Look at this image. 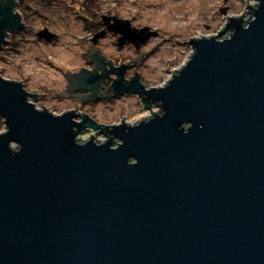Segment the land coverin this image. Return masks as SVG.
<instances>
[{
  "label": "water",
  "instance_id": "water-1",
  "mask_svg": "<svg viewBox=\"0 0 264 264\" xmlns=\"http://www.w3.org/2000/svg\"><path fill=\"white\" fill-rule=\"evenodd\" d=\"M256 1L247 18L233 12L223 32L192 40L163 86L115 70V96L137 94L150 110L134 123L76 122L75 111L38 108L22 83L0 75V264H264V0ZM13 4L0 2V50L7 31L23 27ZM109 20L120 46L157 34ZM69 77L71 89L97 98V70ZM89 129L105 140L80 139Z\"/></svg>",
  "mask_w": 264,
  "mask_h": 264
},
{
  "label": "rangeland",
  "instance_id": "rangeland-1",
  "mask_svg": "<svg viewBox=\"0 0 264 264\" xmlns=\"http://www.w3.org/2000/svg\"><path fill=\"white\" fill-rule=\"evenodd\" d=\"M42 1L37 4L32 2L31 9H23L28 29L13 35L0 52V73L6 78L22 82L29 91L36 92L39 100L31 101L38 108H45L53 113L75 106L74 101H59L55 96L66 86V72L87 67L85 52L90 48H99L116 63L137 60L145 85L149 88L160 87L166 84L170 74L177 72L178 66L185 63L193 52V46L184 41L218 33V29L227 24L225 14L222 16L219 11L221 0ZM81 1L89 2L90 8L82 9ZM233 2L236 7L234 13L240 16L245 14L246 6L256 3L255 0ZM95 12L117 14L124 20H130L134 27H149L150 32L156 30L160 35L147 41L139 51L131 47L121 49L120 34L99 38L96 43L93 32L97 27L92 25L100 20L93 15ZM84 15L86 19L83 18ZM108 22L113 24L114 21L108 19ZM205 23L213 25V29L206 28ZM45 27L53 31L56 37H43L46 41H37L39 39L36 33ZM111 77L114 78V75ZM107 79L110 82L111 79ZM86 106H89L87 110L91 114L108 122L115 120L134 123L137 119L150 115V110L142 107L141 98L137 94ZM0 119V127L3 128L1 133L5 131L6 125ZM85 137L87 138L86 135Z\"/></svg>",
  "mask_w": 264,
  "mask_h": 264
},
{
  "label": "flooded vegetation",
  "instance_id": "flooded-vegetation-1",
  "mask_svg": "<svg viewBox=\"0 0 264 264\" xmlns=\"http://www.w3.org/2000/svg\"><path fill=\"white\" fill-rule=\"evenodd\" d=\"M41 1L42 0H14V4L12 6V11L15 14L20 16L21 21L23 23V27L18 29V30H15L14 32L7 31L8 37H7V43L6 44H8L11 41V37H13V35H16L18 33H21V31H24V30L28 29V25H27V22H26L27 21V16H26V12L23 9L30 8L32 6V2L33 3L35 2L37 4V3L41 2ZM43 1H45L46 3H51L53 0H43ZM0 2L2 4H4L5 0H0ZM32 8H33V6H32ZM81 8L84 9V10L85 9H89L90 8L89 2L85 3L83 1H81ZM235 8L236 7L234 5L233 0H221V4L219 5V11H220L222 16H224L223 14L226 15V17L228 19L227 23L229 22V20H230V18L232 16H235V14L233 13ZM34 10H36V9H34ZM93 15L98 16V19L100 20V21H98V22H96V23H94L92 25V26H96L97 27L94 30V32H93L94 36H96V39H95L96 43H98L97 40L99 38H102V39L103 38H107V37H109V36H111L113 34L114 35H119L116 32H114V31L109 29L110 26H111V24H110L111 22H108V19L111 18V17H117V18L124 19L123 17H121V16H119L117 14H111V13L109 14V13H102V12H99L98 14L95 12ZM83 18L86 19L87 18L86 15H84ZM204 25H205L206 28H210V30L213 29V25H209L207 23H205ZM226 25L224 27H220L218 29V33H215V35H218L221 32H223L225 27H226ZM134 26L135 25H133V27ZM43 31H46V32L48 31L49 34L54 35L53 38L56 37V34L53 31L48 29V27H45V28L39 30V32L36 33V35H37V37L39 39L37 41L44 40L43 37L41 36ZM154 32H156V30H154ZM156 33H157L156 36L150 37L149 39L146 40V42L149 41L151 38L157 37L158 35H160L159 31H157ZM146 35L147 34H145L144 36H146ZM202 36H213V35H202ZM202 36H200V37H202ZM119 37L121 38V35H119ZM194 39H197V38L195 37V38H192L191 40L188 41V43L191 46H193L191 44V41L194 40ZM44 41H46V40H44ZM146 42L144 44H141L139 47L137 46V44H134L133 42H126L123 46H120L119 44L118 45H119V47L121 49L126 48V47H131V48H135L137 51H139L138 49H140L141 46H143V45L145 46ZM184 43H187V42L184 41ZM6 44L3 45L2 49L0 50V52L4 50V47H5ZM94 48H96V49H94ZM94 48H93L94 50L92 48H90L88 52H85L87 63H88L87 67L81 68L78 71H74V73H71V72L67 73V79L68 80H67V83H66V86H65L64 90L59 92V93H57V95L55 96V98L58 99L59 101H63L62 99H68V100L74 101L75 102V106L74 107H70V108L68 107L69 108L68 110L63 111L61 113H56V112L55 113L56 114H62V113L67 112V111H75V121L76 122L83 121V118H84L83 116H90L96 122L101 123V124L114 125V124L122 123V122L115 121V120L114 121H110V122L103 121L97 115L91 114L87 110V107H89V106H86V105H93L95 103H100L101 104V103L106 102V101L112 102L114 100L121 99L122 97H124V95L116 97L115 94H114L115 90L113 89V85H114L115 80L119 79V76L115 72V70H117L121 66H125L126 67V70L124 71V77H123V79L126 82L130 83L131 80L137 74H139L140 75V82L145 85V83L143 82L142 72L138 68V64H137L138 61L137 60H133V61H127L125 63H123V62L116 63L113 60H111L110 58L106 57L105 54L102 53V51L99 48H97V47H94ZM94 56H99L101 59L104 60L103 63L101 64V67L99 66V68H98L97 64L90 59L91 57H94ZM103 66H104V69H102ZM82 70H89L90 72H94L95 70H97L99 72V74L101 76H103L102 80L99 82V85H98L97 98L94 99V100L90 99V96H92V94H93L92 90L71 89L72 82L70 80L69 74H73V75L78 76V74ZM106 72H109L108 76H104L106 74ZM112 74H115L114 78L111 77ZM107 78H110L111 80H110V83L108 85H105L107 83V81H109ZM26 91L29 94L32 95L31 99L39 100L38 99L39 98L38 94H34L33 92L29 91L28 89H26ZM126 95H130V94H126ZM88 134L89 135L93 134V135L96 136V138H101L102 137V136L99 135V131H97V130L89 129V132L87 133V135Z\"/></svg>",
  "mask_w": 264,
  "mask_h": 264
},
{
  "label": "built area",
  "instance_id": "built-area-1",
  "mask_svg": "<svg viewBox=\"0 0 264 264\" xmlns=\"http://www.w3.org/2000/svg\"><path fill=\"white\" fill-rule=\"evenodd\" d=\"M255 2L257 3V1L255 0ZM252 5H255V3L254 4H252ZM244 15H246V18L248 17V14H247V12H245V14ZM6 130V129H5ZM89 135V134H88ZM87 135V136H88ZM93 134H91V135H89L88 137H90V136H92ZM87 137V138H88ZM84 135L83 136H80V139H82V140H85V139H87ZM98 140L99 141H104L105 139H101V138H98Z\"/></svg>",
  "mask_w": 264,
  "mask_h": 264
},
{
  "label": "bare ground",
  "instance_id": "bare-ground-1",
  "mask_svg": "<svg viewBox=\"0 0 264 264\" xmlns=\"http://www.w3.org/2000/svg\"><path fill=\"white\" fill-rule=\"evenodd\" d=\"M0 75H1V73H0ZM1 76H2V78L6 79V80H10V81H15V82H17V83H21V82H19V81H17V80H11V79H9V78H6V77L3 76V75H1ZM3 124L5 125V122H3Z\"/></svg>",
  "mask_w": 264,
  "mask_h": 264
},
{
  "label": "trees",
  "instance_id": "trees-1",
  "mask_svg": "<svg viewBox=\"0 0 264 264\" xmlns=\"http://www.w3.org/2000/svg\"><path fill=\"white\" fill-rule=\"evenodd\" d=\"M23 85H24V84H23ZM153 108H155V106H153ZM0 120H1V119H0ZM3 122H4V121H3ZM3 122H2V123H3ZM2 129H3V128L0 127V131H1Z\"/></svg>",
  "mask_w": 264,
  "mask_h": 264
},
{
  "label": "clouds",
  "instance_id": "clouds-1",
  "mask_svg": "<svg viewBox=\"0 0 264 264\" xmlns=\"http://www.w3.org/2000/svg\"><path fill=\"white\" fill-rule=\"evenodd\" d=\"M102 138H103V139H105V137H104V136H102ZM97 141H99V140H98V138H97ZM99 142H100V141H99Z\"/></svg>",
  "mask_w": 264,
  "mask_h": 264
}]
</instances>
